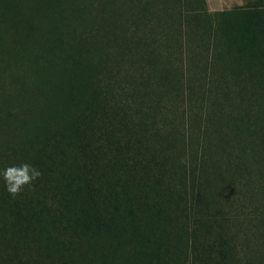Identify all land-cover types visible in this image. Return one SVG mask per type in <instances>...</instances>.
I'll return each mask as SVG.
<instances>
[{
  "label": "trees",
  "instance_id": "obj_1",
  "mask_svg": "<svg viewBox=\"0 0 264 264\" xmlns=\"http://www.w3.org/2000/svg\"><path fill=\"white\" fill-rule=\"evenodd\" d=\"M0 264H264V0H0Z\"/></svg>",
  "mask_w": 264,
  "mask_h": 264
},
{
  "label": "clouds",
  "instance_id": "obj_2",
  "mask_svg": "<svg viewBox=\"0 0 264 264\" xmlns=\"http://www.w3.org/2000/svg\"><path fill=\"white\" fill-rule=\"evenodd\" d=\"M40 176L41 172L28 164L6 169L3 173L5 188L13 197L17 196L25 185Z\"/></svg>",
  "mask_w": 264,
  "mask_h": 264
},
{
  "label": "rangeland",
  "instance_id": "obj_3",
  "mask_svg": "<svg viewBox=\"0 0 264 264\" xmlns=\"http://www.w3.org/2000/svg\"><path fill=\"white\" fill-rule=\"evenodd\" d=\"M249 1H252V0H205V3H206L207 9L210 12H214L216 10L217 11L228 10V9H231L232 7H234V6L244 5L247 2H249ZM240 212L241 211L239 209L236 212V214H235V217H236L237 221H243V220L246 219L245 217H243V213H240ZM238 226H240V224ZM240 228L245 229V226L242 225Z\"/></svg>",
  "mask_w": 264,
  "mask_h": 264
},
{
  "label": "crops",
  "instance_id": "obj_4",
  "mask_svg": "<svg viewBox=\"0 0 264 264\" xmlns=\"http://www.w3.org/2000/svg\"><path fill=\"white\" fill-rule=\"evenodd\" d=\"M217 11V10H216Z\"/></svg>",
  "mask_w": 264,
  "mask_h": 264
}]
</instances>
